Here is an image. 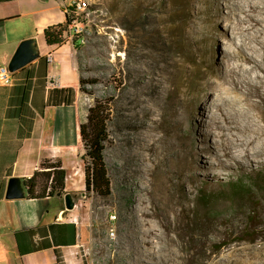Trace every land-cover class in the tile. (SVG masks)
<instances>
[{"label":"rangeland","instance_id":"1","mask_svg":"<svg viewBox=\"0 0 264 264\" xmlns=\"http://www.w3.org/2000/svg\"><path fill=\"white\" fill-rule=\"evenodd\" d=\"M218 9L224 0H88L78 15L85 113L96 100L113 111L112 194H74L88 264L264 260V164L224 155L227 142L212 133L226 104L207 85L228 63L258 56L259 37L217 19ZM206 193L215 200L203 207Z\"/></svg>","mask_w":264,"mask_h":264},{"label":"crops","instance_id":"2","mask_svg":"<svg viewBox=\"0 0 264 264\" xmlns=\"http://www.w3.org/2000/svg\"><path fill=\"white\" fill-rule=\"evenodd\" d=\"M68 3L0 0V66H8L23 41L32 55L11 73V83L0 79V264H88L84 226L64 201L66 192L85 188L84 148L78 145L87 115L81 73L69 31L53 44L44 34L65 22ZM44 158L62 161L65 193L7 198L10 178L32 176Z\"/></svg>","mask_w":264,"mask_h":264},{"label":"bare ground","instance_id":"3","mask_svg":"<svg viewBox=\"0 0 264 264\" xmlns=\"http://www.w3.org/2000/svg\"><path fill=\"white\" fill-rule=\"evenodd\" d=\"M220 1V0H217ZM227 11L217 10V19L228 20L230 27L248 23L247 29L259 37L258 56L243 55L242 61L228 63L218 80H209V89H219L215 99L223 100L225 109L215 121L214 141L224 143V155L244 166V160L264 164V0H224ZM245 3L246 8L239 5ZM245 27V26H244ZM237 54L227 53V60ZM229 62V61H228ZM205 77V74H201ZM153 231L148 230L146 242H151ZM260 257V254H258ZM256 264H264L257 261Z\"/></svg>","mask_w":264,"mask_h":264},{"label":"trees","instance_id":"4","mask_svg":"<svg viewBox=\"0 0 264 264\" xmlns=\"http://www.w3.org/2000/svg\"><path fill=\"white\" fill-rule=\"evenodd\" d=\"M70 18L66 13L64 23L48 26L44 30L48 43H60L63 35L69 31ZM75 48L81 44L78 39H73ZM80 90L88 93L83 76L80 77ZM111 104L107 101L96 100L88 108L86 119L79 125L78 145L84 148L82 160L85 172V192H93L102 198L112 194V181L106 160L105 149L109 137V123L111 120ZM112 111V112H111ZM67 172L60 159L44 158L40 168L32 176L24 179L27 195L31 198H42L53 194L63 195L66 187ZM202 206H209L214 202L213 194L201 195Z\"/></svg>","mask_w":264,"mask_h":264},{"label":"water","instance_id":"5","mask_svg":"<svg viewBox=\"0 0 264 264\" xmlns=\"http://www.w3.org/2000/svg\"><path fill=\"white\" fill-rule=\"evenodd\" d=\"M32 58V55L27 52V42L23 41L18 46L12 59L8 64V69L14 72L25 66ZM24 180L19 177H11L9 180L6 197L9 199L21 198L27 194ZM65 207L72 210L76 207V198L72 192H66L64 196Z\"/></svg>","mask_w":264,"mask_h":264},{"label":"built area","instance_id":"6","mask_svg":"<svg viewBox=\"0 0 264 264\" xmlns=\"http://www.w3.org/2000/svg\"><path fill=\"white\" fill-rule=\"evenodd\" d=\"M88 6V0H71L69 4L65 6V11L70 18V27H69V34L72 39L75 36H78V40L81 44L86 42V38L81 36L82 32V25L80 23L78 15L80 12L84 11ZM51 57L49 58V60ZM11 71H9L8 66H0V79L5 84L11 83ZM52 83V82H51Z\"/></svg>","mask_w":264,"mask_h":264}]
</instances>
